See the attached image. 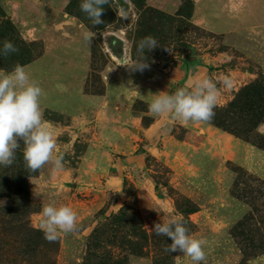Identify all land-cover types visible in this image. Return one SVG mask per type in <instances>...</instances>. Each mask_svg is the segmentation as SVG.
I'll return each instance as SVG.
<instances>
[{"label":"rangeland","instance_id":"obj_1","mask_svg":"<svg viewBox=\"0 0 264 264\" xmlns=\"http://www.w3.org/2000/svg\"><path fill=\"white\" fill-rule=\"evenodd\" d=\"M80 3L0 0V47L18 49L0 70L20 64L43 89L64 163L31 172L19 141L0 165V264H192L152 230L170 219L205 241L200 264H264V0H109L100 25ZM146 36L149 67L120 65ZM196 78L217 83L211 121L149 112ZM46 204L71 207L77 230L47 241Z\"/></svg>","mask_w":264,"mask_h":264},{"label":"clouds","instance_id":"obj_2","mask_svg":"<svg viewBox=\"0 0 264 264\" xmlns=\"http://www.w3.org/2000/svg\"><path fill=\"white\" fill-rule=\"evenodd\" d=\"M109 0H81L80 10L94 25L103 23L101 19L104 5ZM84 39L91 42L85 34ZM159 47L152 36L143 37L136 45L137 57L131 64L122 60V66L136 71L149 67L145 50ZM16 46L8 40L0 47V55L7 57L17 52ZM225 87L230 86L227 77ZM63 85L57 88L63 90ZM43 89L33 80L25 67L16 64L12 71L0 70V165L10 166L21 148L23 141V159L31 172H38L51 164L53 173L63 172V155L56 152L57 141L48 123L43 118L40 100ZM217 83L210 78H196L190 87L178 88L174 93L167 91L153 94L148 110L156 117H169L187 126L189 123H206L212 120L214 109L218 105ZM39 228L49 242L58 240L61 233L69 234L77 230V213L67 205L46 204L40 213ZM157 236L170 238L166 252H182L190 258L192 264H200L206 259L203 246L205 241L189 234L182 220L170 219L167 222H155L152 228Z\"/></svg>","mask_w":264,"mask_h":264}]
</instances>
